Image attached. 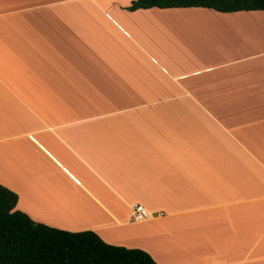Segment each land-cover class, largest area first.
Instances as JSON below:
<instances>
[{
    "label": "crops",
    "instance_id": "crops-1",
    "mask_svg": "<svg viewBox=\"0 0 264 264\" xmlns=\"http://www.w3.org/2000/svg\"><path fill=\"white\" fill-rule=\"evenodd\" d=\"M131 1L0 0V186L156 264H264V13Z\"/></svg>",
    "mask_w": 264,
    "mask_h": 264
},
{
    "label": "trees",
    "instance_id": "trees-1",
    "mask_svg": "<svg viewBox=\"0 0 264 264\" xmlns=\"http://www.w3.org/2000/svg\"><path fill=\"white\" fill-rule=\"evenodd\" d=\"M149 8L264 13V0H132L124 10ZM16 200L0 186V264H156L144 251L105 244L90 231L72 233L34 223L14 209Z\"/></svg>",
    "mask_w": 264,
    "mask_h": 264
},
{
    "label": "built area",
    "instance_id": "built-area-1",
    "mask_svg": "<svg viewBox=\"0 0 264 264\" xmlns=\"http://www.w3.org/2000/svg\"><path fill=\"white\" fill-rule=\"evenodd\" d=\"M133 219L135 220H143L147 218V213L143 210V208L139 205H136L133 207V212H132Z\"/></svg>",
    "mask_w": 264,
    "mask_h": 264
}]
</instances>
